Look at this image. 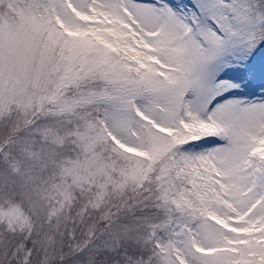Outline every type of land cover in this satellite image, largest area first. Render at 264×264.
<instances>
[{
  "label": "snow or ice",
  "instance_id": "1",
  "mask_svg": "<svg viewBox=\"0 0 264 264\" xmlns=\"http://www.w3.org/2000/svg\"><path fill=\"white\" fill-rule=\"evenodd\" d=\"M0 264H264V0H0Z\"/></svg>",
  "mask_w": 264,
  "mask_h": 264
}]
</instances>
